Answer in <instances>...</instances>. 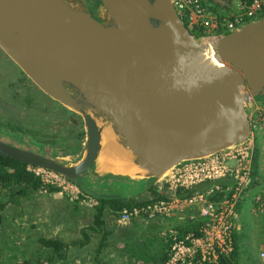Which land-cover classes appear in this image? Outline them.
Masks as SVG:
<instances>
[{
  "label": "water",
  "instance_id": "obj_1",
  "mask_svg": "<svg viewBox=\"0 0 264 264\" xmlns=\"http://www.w3.org/2000/svg\"><path fill=\"white\" fill-rule=\"evenodd\" d=\"M99 1L94 11L88 0H0V48L85 131L72 162L1 139L0 154L69 179L93 169L144 183L248 138L245 101L264 87V14L195 37L172 0ZM104 131L132 174L99 169Z\"/></svg>",
  "mask_w": 264,
  "mask_h": 264
},
{
  "label": "rangeland",
  "instance_id": "obj_2",
  "mask_svg": "<svg viewBox=\"0 0 264 264\" xmlns=\"http://www.w3.org/2000/svg\"><path fill=\"white\" fill-rule=\"evenodd\" d=\"M217 3H221V0ZM214 6L216 8L211 9L210 7V10L222 14L240 10L239 2L234 11L218 8L219 4H214ZM21 71L18 65L11 59L9 60L0 48V96L5 102L11 104V114L5 117L7 123L10 124L8 126L27 132L33 131L48 138L51 143L44 145V148L54 146L53 152L57 155L53 157L63 156L67 162L75 161L80 157L84 148L85 131L81 116L48 95H44L43 91L32 85V89H29L27 93L36 95L40 105L39 110L38 104L37 109L34 108V102H30L29 97L26 102L25 92L19 89L15 82L16 75ZM29 79L26 81V86L32 83ZM255 100L264 105V91L256 95ZM74 116L80 120L79 126L83 130L81 138L78 135L72 137L79 128V126L70 123L69 117ZM22 140L25 141L24 144L18 143L31 147L30 149L35 151H44L37 150L42 148L40 147L41 143L30 142L28 138ZM63 149L67 150L68 154L62 155L59 152ZM105 151L98 166L101 171L108 170L105 165H117L116 160H112L115 153L109 152L110 149L107 148ZM107 155L109 156L106 157ZM261 164L264 165L258 160L257 176L263 181L261 173L264 171V167L261 169ZM94 174L93 169L88 171L89 177H93ZM86 176L80 180L88 191H83L80 185L72 180L69 181L72 186L63 188L58 185L61 189L57 191L49 192L46 189H41L32 192L22 198L20 204H8L1 211L0 264H19L20 262L22 264H95L94 256L99 234L89 228L96 204L94 193L144 199L151 196L150 186H161L164 190L170 191L163 178L159 181L149 178L144 183H137L128 177L105 175L100 179L101 183L103 182L101 186H105V188L98 187L99 190L84 184V179L89 178ZM56 179L63 183L62 177ZM129 180L132 182L129 183ZM213 183L207 181L200 185L197 191H206L207 188L212 187ZM51 184L57 185L58 183ZM110 187H113L114 190H109ZM51 193H55L62 199L51 197ZM249 194V190L244 192V199L240 200L235 219L234 233L238 236L239 244L238 260L239 264H264V220L261 218L263 216L258 214L261 211L252 210L251 215L249 214L247 208ZM6 195V190L0 186V200L5 199ZM77 205L79 207H76ZM72 206H75V213L79 214V220H81L75 225L71 219ZM81 207L84 208L85 213ZM105 218L106 227L111 231L108 244L101 253V258L106 264L140 263L144 260L145 253H161L164 240L171 241L172 236L175 237V235H182L186 231L193 230L201 222L198 205L176 209L169 214L133 218L126 222H121L118 218L113 219L108 215ZM85 233L89 236L87 240ZM41 235L58 237L65 241L68 244L65 259L49 261L47 259L49 250L42 247L38 241V237Z\"/></svg>",
  "mask_w": 264,
  "mask_h": 264
},
{
  "label": "built area",
  "instance_id": "obj_3",
  "mask_svg": "<svg viewBox=\"0 0 264 264\" xmlns=\"http://www.w3.org/2000/svg\"><path fill=\"white\" fill-rule=\"evenodd\" d=\"M172 3L178 15L185 16L187 22L184 23L194 36L195 33L202 36L232 30L258 18L264 10V0H252L247 6L240 3L239 11L224 14L210 10L203 0H172ZM245 108L249 124L247 139L206 156L181 160L163 177L170 191L179 186H200L207 181L214 182L212 187L206 191H195L190 196L158 198L146 204L126 207L117 217L119 221L126 222L133 218L169 214L187 206H199L201 222L193 230L172 236L167 258L161 264H216L221 254H228L233 249L236 206L246 190L252 192V210H264V171L261 173L263 181L257 185H253L252 174L255 148H259V156L264 155V105L248 94ZM29 168L44 182H57L53 185L63 188L72 186L69 182L72 179L54 171L33 165ZM57 177H62L65 184L58 182ZM220 190L225 191L224 196L212 198Z\"/></svg>",
  "mask_w": 264,
  "mask_h": 264
},
{
  "label": "trees",
  "instance_id": "obj_4",
  "mask_svg": "<svg viewBox=\"0 0 264 264\" xmlns=\"http://www.w3.org/2000/svg\"><path fill=\"white\" fill-rule=\"evenodd\" d=\"M206 1H214L215 5H218L216 0H203ZM226 3L231 2L232 0H223ZM240 3L244 6H247L251 3L252 0H239ZM211 7V5L209 6ZM216 7L214 6V9ZM212 9V7H211ZM264 14V10L260 12V16ZM259 16V17H260ZM182 20L186 23L187 20L184 15L181 16ZM196 36H199L198 33H195ZM27 77V76H26ZM27 79H29L27 77ZM30 80V79H29ZM31 81V80H30ZM33 83V82H32ZM44 95H47L44 93ZM77 120V119H76ZM10 125V124H9ZM79 125V124H78ZM19 129V128H17ZM83 136V130H80L79 138ZM59 152L64 155L68 154L67 150H59ZM258 160H259V148L256 147L254 150V157L252 161V174L254 177V184L261 183L262 180L258 178ZM77 182L83 191H88L87 188L83 185L80 178L72 179ZM0 186L6 190V198L0 200V213L1 211L8 205H18L20 204L22 198L28 196L30 193L46 189L49 192L57 191L60 188L51 183L44 182L39 174H36L29 165L20 160L5 156L0 154ZM223 186V184H222ZM199 189V185L191 186V187H176L172 191L164 190L162 187L158 189V186H151L149 188L150 197L144 199H136L133 197H121V196H106V195H98L96 196V204L94 206V212L92 216V222L89 226L91 230L97 232L99 234L98 244L95 249L94 261L95 264H106L102 258L101 253L104 248L108 244V237L111 231L106 227V215L110 216L113 219H116L123 208H131L134 205L146 204L149 201L158 198H171L172 196L185 197L192 195L195 191ZM225 191L220 190L212 196V198H220L224 196ZM238 208V206L236 207ZM1 218V214H0ZM86 240L89 238L87 233L84 234ZM233 249L228 254H221L218 258L216 264H239L238 256H239V244L237 242L238 236L236 233H233ZM38 241L42 247L49 250V254L47 259L49 261L54 260H63L65 259L66 250L68 248V244L58 237H47L41 235L38 237ZM170 246V241L164 240L161 253L158 252H150L144 254V260L140 263L136 262H128L125 264H161L165 262L167 258V252ZM19 264H22L20 262ZM24 264V263H23ZM28 264V263H27ZM211 264V263H206Z\"/></svg>",
  "mask_w": 264,
  "mask_h": 264
},
{
  "label": "flooded vegetation",
  "instance_id": "obj_5",
  "mask_svg": "<svg viewBox=\"0 0 264 264\" xmlns=\"http://www.w3.org/2000/svg\"><path fill=\"white\" fill-rule=\"evenodd\" d=\"M88 1L91 4L92 9L94 11H96L98 9L100 1L99 0H88ZM5 55L10 60V57L6 53H5ZM20 71H21V69H20ZM26 81H28L26 75L22 71L18 72V74L16 75V80H15L17 87L25 92L24 97L26 98V102H27V99L29 97L30 102L31 101L34 102L33 103L34 108L37 109V104L39 105V103L37 102V96L36 95L33 96L32 94L27 93V91H29V89H32V87H33L32 85H34L35 87H37V86L34 83L33 84L31 83V84H29V86L28 85L26 86ZM262 91H264V87L261 90V92ZM10 108H11V104L9 102H5L3 97L0 96V139L3 141H6V142L12 143V144L22 145L25 143V141L22 139L28 138L30 142L37 141V142L41 143L42 146H40V147H42V148H39L37 150H44L42 152L45 155H48L51 157L57 155V153L53 152L54 146H50V147L47 146L48 147L47 149L44 148V145H48L49 143H51V141L48 138L42 137L41 135H38L36 132H33V131L27 132L26 130H23V129L20 130V129L14 128L13 126H8L9 123H7V121L5 120V117L9 116L11 114ZM39 108H40V105L38 107V110H39ZM69 119H70V123L72 125L79 126L78 124H80V120H76L77 118L75 116L69 117ZM81 129L82 128H80V126H79L78 130L75 131V133L72 135V137H77V135L79 136V132ZM18 142H21L22 144H20ZM52 145H54V144H52ZM22 146H25V145H22ZM25 148L30 149L31 147L25 146ZM85 176L89 177L88 171L81 174L79 178H84ZM99 176L100 175L94 174L93 177H89L87 179H84V184L89 186L90 188H97V189H99L98 187L105 188V186H101L103 182L101 183V180H100L101 178ZM130 182H132V181L129 180V183ZM109 190H114V188L110 187ZM134 191H132V192H134Z\"/></svg>",
  "mask_w": 264,
  "mask_h": 264
},
{
  "label": "bare ground",
  "instance_id": "obj_6",
  "mask_svg": "<svg viewBox=\"0 0 264 264\" xmlns=\"http://www.w3.org/2000/svg\"><path fill=\"white\" fill-rule=\"evenodd\" d=\"M103 144L104 145H103L102 151L99 156V163H100L101 157L104 155V152H106L105 149L107 148V149H110L109 152L115 153V156L112 157V160H116L117 165L110 166L108 164V165H105L106 166L105 168L113 172L115 171L119 173L132 174L133 172L132 166L130 164L125 163V160L128 158L127 153L113 142L112 138L110 137V133H108L107 131H104L103 133ZM108 156L109 155H107L106 157ZM102 161L105 162V160H102ZM106 161L108 160L106 159Z\"/></svg>",
  "mask_w": 264,
  "mask_h": 264
},
{
  "label": "crops",
  "instance_id": "obj_7",
  "mask_svg": "<svg viewBox=\"0 0 264 264\" xmlns=\"http://www.w3.org/2000/svg\"><path fill=\"white\" fill-rule=\"evenodd\" d=\"M216 2H220V0L218 1V0H216ZM240 3V1L239 0H232L231 2H229V3H226V2H223V0H221V3H218L219 4V6H218V8H225L226 10L228 9V10H236V6H237V3ZM206 3V5L209 7V5H211V7L212 8H214V1H206L205 2ZM210 8V7H209ZM259 160H260V162L261 163H263L264 164V155H260L259 156ZM261 166V169L264 167V165H260ZM222 181V180H221ZM258 183H256V185H257ZM158 189H161V186H158ZM254 189V188H253ZM251 194H252V192L250 191V194H249V204H247V208H248V211H249V214L251 215V211H252V207H253V205H252V196H251ZM51 197H54L55 199H62V198H60V196H57L55 193H51ZM241 199H244V195H242V197L240 198V200ZM239 204H240V201L238 202V204H237V206H239ZM236 206V207H237ZM76 207H79L78 205L76 206ZM81 209H83V213H85V210H84V208H82L81 207ZM236 211H237V214H238V208H236ZM263 211V212H262ZM260 213H258L259 215L261 214L263 217H261L262 218V220H264V210H262ZM93 216V215H92ZM238 218V217H237ZM71 219L73 220V224L75 225L76 223L78 224L79 222H81V220H79V214H77V213H75V206H72V215H71ZM91 222H92V219H91Z\"/></svg>",
  "mask_w": 264,
  "mask_h": 264
}]
</instances>
